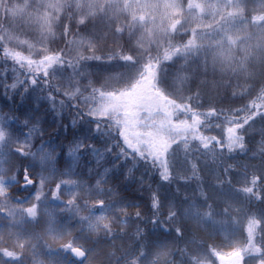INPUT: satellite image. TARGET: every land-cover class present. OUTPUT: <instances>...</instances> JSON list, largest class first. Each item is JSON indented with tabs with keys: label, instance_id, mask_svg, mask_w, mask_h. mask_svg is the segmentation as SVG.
Segmentation results:
<instances>
[{
	"label": "snow or ice",
	"instance_id": "6c2138e0",
	"mask_svg": "<svg viewBox=\"0 0 264 264\" xmlns=\"http://www.w3.org/2000/svg\"><path fill=\"white\" fill-rule=\"evenodd\" d=\"M9 0H0V9L3 10L4 18H9ZM36 3V0H28L23 7H17L12 13V18L23 17L26 10ZM19 4V0H18ZM119 5V0H107L102 7H97L95 3H89L90 9H95L90 14L81 15L75 21L77 31L73 32L71 27L72 17H69V23L64 26V30L59 34V38L64 40V47L53 49L50 45L57 39L53 32V25L58 24L63 17V9L67 6L60 0H50L44 3L41 0L36 8L37 15L34 17L36 23L41 28V39L35 43L28 40H19L15 47H10L11 37L5 42L0 39V65H3L0 71V89H3V96L13 99L16 93H19L23 100L25 94L31 90L39 89L40 95L37 100H44L48 103L49 109L60 115L63 109L74 110L73 119L69 122L71 126L86 123L90 125L85 130V135L71 139L75 144L74 148L68 151V157L73 164L78 160L77 151H90L96 158L99 166L105 156L111 157L116 161L113 169H118L123 163L129 165L125 180L132 179L134 169L141 164L149 172L159 174L161 181L172 182L175 177L172 169L176 166V159L183 152L184 159L187 160L190 155L193 142H197L200 150L205 153L211 152L213 155H223L225 150L228 154L234 152L248 154L250 149L246 144L248 137L258 134L260 140L257 141L258 148L252 152L251 158L259 157L261 166L255 168V172L249 179L245 175L244 183L246 185L238 192L244 194L245 199L252 203L264 202V185L258 183L264 179V82H259L255 76H248L251 83L243 86L240 92H233V97L244 99L248 97L246 103L239 107L217 108L214 105L203 109L204 105L200 103L201 89L205 87H218L216 84L208 85L207 81H202L198 90L190 95H185V85L191 80V76L186 70V64L176 68L171 77L170 90L160 84V77L165 71V62L172 61L174 58H183L186 62L192 53L199 51L203 45L198 44L197 40L203 39L209 31L220 36L216 47L231 49L234 45L239 46L246 39L251 38V33L245 37L234 38L232 34L244 29H252L258 33H264V0H214L209 3L208 0H186L179 5L175 0H168L163 5L148 4L144 0H137L136 7L132 9V3H125L119 9L120 14L130 17L126 25L112 27L113 20L107 18L108 33L112 36L122 37L127 29H134L137 24L147 25L155 23L151 17V11L160 7L167 9L179 8L180 14H187L194 20L202 21L212 16L215 24L209 25L207 29L202 27L191 30V38L182 45L173 46L171 43L163 49L157 51L156 55L134 54L133 49L124 51L123 46L109 48L107 51H101L97 46L98 40H107V34H89L87 37L81 36L79 29L86 25L93 16L101 18L107 17L110 8ZM77 7L83 8L82 4ZM44 8L45 12L40 14L39 9ZM151 10V11H150ZM136 11L145 13L137 16ZM249 13H254L249 19ZM219 19L216 20V17ZM31 18V17H30ZM184 24V20L174 21L163 30L171 35H175ZM188 35V30L182 33ZM115 43V41H113ZM26 45L28 55L21 51H16V47ZM75 46V47H74ZM101 54L97 55L96 53ZM38 56L34 59L33 56ZM11 61V67L8 63ZM90 61H101L105 63L123 62L127 71L108 73L100 87H95V81L88 80V84L82 85L81 81L92 74L88 71L87 64ZM240 71H243L241 67ZM9 73L14 74L11 83L7 81ZM68 73L66 79L64 74ZM259 85V86H257ZM111 88V91L107 89ZM190 91V90H189ZM87 92L88 95H84ZM46 93V95H45ZM62 97L61 99H57ZM76 101V103H72ZM59 106V111L58 107ZM38 107V106H37ZM183 117V118H181ZM261 122V127L257 128V119ZM219 121L213 124L212 121ZM17 116H7L0 114V213H6L8 216L20 217L24 214L27 217L35 219L37 216V203H32L28 208H21L11 203L9 189L14 184H20V188L30 189L35 186L36 181L32 178L30 167L23 170V180L19 179V168L11 176H8L2 165L7 161L3 158L8 157H35L36 153L31 151L34 135L41 131L38 127L39 120L32 123L33 117L25 115V119L19 122ZM19 125L21 129H27V132L15 133L14 127ZM67 131L69 125H65ZM220 129L223 132L222 138L216 135H205V131ZM95 135L106 145L103 151L93 144H85L88 140L85 137ZM90 139V138H89ZM122 141V143H121ZM50 144V141H45ZM62 147V146H61ZM55 150V146H52ZM218 150V151H217ZM37 151L43 153L41 162H50L52 157L50 152L44 151L43 145ZM130 162V163H129ZM234 165H228L224 169L227 175ZM245 169L249 165L244 166ZM192 176H197V166L191 163ZM55 169L48 176L39 175V185L33 195L36 202L47 199L43 191L44 186L51 181L55 175ZM110 169L105 168L103 174H99L96 181V187L85 188L77 181L61 180L52 190V199L64 204L65 209L76 215L81 209L89 212L88 216H81L80 223L87 225L89 235L74 236L72 231L55 224L47 229L53 240L59 241L60 247L54 251L59 256L67 255V261L57 258L50 260L48 264H68L73 257L79 261V264H92L94 253L88 245L92 239V234L103 233L104 238L110 237L113 240L122 239L120 233H114L111 227L117 220L126 225L129 220L137 222L136 231L132 239L134 244L145 240L144 230L139 227L140 223H148V217L142 214L139 206H133L131 203L121 199H97L93 205H89L87 200L83 205H78L77 201L87 197L107 195L111 192L116 195L114 189H108L105 192L100 185L108 182L107 177ZM71 169L61 173V175H71ZM190 177H181V179H191ZM198 178V177H197ZM140 188L147 187L150 193V204L152 210L151 224L153 227H159L167 232L173 231L172 224L177 225L174 229L176 237L172 243L184 241L185 247L178 249L181 261L180 264H213L210 256H215L219 264H264V213L255 211L248 213L243 207L239 209L238 218L235 223L236 231L232 233L226 241L221 244H213L205 248L202 244L196 245L195 240H189L186 237L185 229L182 227L185 216H191L198 222L203 219H211V214L199 212L192 213L191 209L185 213L179 214L175 210L174 203H169L167 217L163 220L161 217L162 202L158 194V189H152L151 184H147L144 176L140 175L135 179ZM224 184L225 181H220ZM230 185V181L227 182ZM69 186L78 188L79 191H69L67 194L71 197L67 202L60 200L61 190ZM203 195V193H201ZM28 197L17 198V205L23 204ZM211 207V206H210ZM135 208L134 215L129 214V209ZM231 212V206L225 209V214ZM123 214L122 217L120 214ZM246 221V222H245ZM243 227L246 232V238L239 235L240 228ZM123 235H127L124 229H121ZM23 233L10 235L6 240L0 235V254L13 260H21L22 255L16 251H10L4 244H10L14 249L23 250L28 248V242L22 239ZM67 240V243L63 241ZM98 242V240H97ZM195 245V246H194ZM140 251L133 249V245L122 250L120 258L124 264H144L149 255H153L150 264H172L170 258L175 257L176 249H173L168 241H162L155 244L156 251L150 253L147 249V241L140 244ZM229 248L230 251L224 252L218 249ZM43 264V261L38 262Z\"/></svg>",
	"mask_w": 264,
	"mask_h": 264
},
{
	"label": "trees",
	"instance_id": "16d2710c",
	"mask_svg": "<svg viewBox=\"0 0 264 264\" xmlns=\"http://www.w3.org/2000/svg\"><path fill=\"white\" fill-rule=\"evenodd\" d=\"M27 2L28 0H19L18 4V0H9L8 19L4 18L3 10L0 9V39H3L5 42H7L9 37H11V43L9 45L10 47L16 46L17 38L19 40H28L33 43L41 39V28L34 19V17L37 15L35 10L40 4L41 0H36V3L26 10L23 17L12 18L11 13L18 6L23 7ZM43 2L49 3L50 0H43ZM60 2L71 6H66L62 10L64 13L63 17L59 20L58 24L53 25V32L58 36L54 43L50 45L53 49L64 47L65 42L63 39L59 38V34L63 32L64 26L69 23L70 16L72 17V30L73 32H76L77 26L75 21L79 19L81 15L90 14L92 11H95V9H90L88 4L95 3L97 7H102L107 2V0H60ZM129 2L132 3V9L134 10L137 0H119L118 6L108 10L106 18L93 16V18L90 19L86 25L79 29L80 35L87 37L93 32L101 35L107 34V40L97 41V46L101 49V51H107L109 48L123 46L125 52H127L129 49H133L134 54H143L147 56L149 54L156 55L157 51H163V49L167 47L169 43H171L173 46L182 45L191 38V30L193 28L202 27L207 29L209 25L215 24V20L212 18V16L206 17L201 23V21L194 20L187 14L181 15L179 8L166 10L164 7H160L155 11L150 10L151 17L154 18L155 23H149L147 25L137 24L134 29L126 28L122 37L112 36L110 33H108L106 22L107 18H111L113 20V28L128 24L130 17L120 14L119 9L122 8L125 3ZM144 2L148 4L159 3L163 5L164 3L168 2V0H144ZM175 2L179 5L182 2H186V0H175ZM208 2L214 3V0H208ZM78 4H82L83 8L77 7ZM39 12L40 14H43L45 9L40 8ZM135 14L140 16L144 15L145 13L136 11ZM248 15L249 19H251L252 15L250 13ZM181 19L184 20V24L180 29H178L174 36L163 30L165 27L171 25L174 21ZM218 19L219 16L216 17V20ZM185 29L188 30V35L182 34ZM239 33L240 31L232 35L234 38L248 36V34L245 35L244 33ZM258 38L261 41L264 40V33L259 34ZM219 40L220 36L209 31L207 35H204L203 39L197 40V43L202 44L203 47L199 51L192 53L187 62L183 58H174V63L172 61L165 62L166 68L160 77V84L164 88L170 90L171 77L174 75L176 68H178L180 65L186 64V70L191 76V80L185 85V95L195 93L202 81H207L209 86L212 84L218 85V87H205L201 89L200 103L204 105L203 109L201 110H206L207 107L213 105L217 108L226 109L229 107H239L241 104L246 103L248 99L247 96H245L244 99H240L239 97H233V92L241 91V88L237 87L238 83L239 85L243 86L251 82L239 81L233 76L232 71H235L238 68L239 62L242 58L243 50L245 48H251L254 45V42H258V40L252 41L251 38L246 39L240 43L239 46L234 45L231 49H228L227 46H225V49L223 50L215 46ZM113 41H115V43H113ZM15 50L23 52L24 55H28V48L26 45L16 47ZM0 52H2V49H0ZM96 54L99 55L101 53L97 52ZM33 58L38 59L39 57L34 55ZM8 67H11V61H9ZM87 68L92 76L82 80L81 84L86 85L88 84V80L92 79L95 81V87H100L108 73H123L127 71L123 62L105 63L101 61H90L87 64ZM2 69L3 65H0V71H2ZM67 75L68 73L64 74L65 79ZM13 78L14 74L9 73L7 81L11 83ZM258 81L264 82V72L258 77ZM107 90L111 91L112 89L109 88ZM38 95H40L39 89L36 91L30 89L25 94V98L23 100L20 98L19 93H16L13 99H8L7 97L3 96V89H0V114L7 116H17L19 117L18 123L22 122L24 120L22 110L27 108V106L33 108V103L30 100H37ZM84 95L86 96L88 93L85 92ZM61 98L62 97H58L57 99ZM72 103H76V101H72ZM42 107H45L46 110H44ZM42 112L45 113V121L48 123L44 124V131L35 137L31 148L36 147L37 144L44 139L50 141L51 143H61L63 146L59 148L57 152L58 155L56 157L57 167L60 170V166L63 163L62 159L66 154V146L73 144L71 139L85 135V130L89 129L90 125L81 123L74 127L71 126L69 122L74 116V110L72 109H63L60 115L52 112L49 107L45 106L44 104L38 105V107H35V110L33 109L34 115H38ZM212 123H219V121L213 120ZM65 125H69L67 131H65ZM261 126V122L258 118L256 127L259 128ZM13 131L19 134L22 131L27 132V129H21L19 125H16ZM204 134L216 135L218 138H222L223 136V132L220 129L205 131ZM85 138L88 139L84 141L85 144H93L102 151L106 147V145L102 143L101 139L95 135ZM259 140L260 136L258 134L248 137L246 144L250 151L247 155L239 152L228 154L225 150L223 155L215 156L211 152L205 153L204 150H200L198 143L193 142L191 145L192 151L187 160L184 159L183 152H181L179 157L176 159V166L172 169L175 179L172 182L161 181L158 172H151L149 175V172L145 169L143 164L139 165L137 169L133 170L132 179L125 180L127 167H129L130 164L125 165L122 163L118 169H113V165L117 162L112 160L111 157L105 156L98 166L97 158L90 151H85L83 149L78 150V160H76L74 164L71 160L73 173V180L71 181L80 182L85 188H93L96 186V181L100 178L98 173L103 174L104 169L107 168L110 169L107 177L108 182L100 185V187L104 189L105 192H107L108 189H114L116 195L113 196L111 192H107V195L93 196L91 199L85 197L84 199L78 200L77 204L80 205L85 203V200H87L89 205H93L97 199H105L106 201H110L112 199H121L122 201L131 203L133 206H139L142 210V214L148 217V223L139 224V227L144 230L146 241H148V236L150 238L152 235L161 236L165 238L164 240L166 241L171 238L175 239L176 234L174 229L177 225L172 224L171 221H169V224L173 228V231L171 232H167L162 228L152 226V210L149 196L150 193L147 187L141 189L138 181L135 180L139 178L140 175H143L146 185L151 184L153 190L156 188L158 189V194L162 202V220L167 217L169 203H174L175 210L178 212V215L181 214L180 211L182 208L183 212L191 209L192 213L199 212L201 215L204 213H209L211 214V219H203L199 222L196 219L191 218V216H186L184 218L182 227L185 229L187 239L195 240L196 245L202 244L206 249L214 243L219 245L222 241H226L229 238L226 229L223 227V223L225 218H227L231 212L229 214H225V209L228 208L226 202L219 201L218 199H215L213 196H211L212 189L214 187L222 186L223 188H230L238 193L239 198H237V204L239 207H236V210H234L236 218H238V212L241 207H243L249 214L255 212L256 210L264 213V202H257L253 200L252 203L249 204V202L245 199L244 194L242 192L236 191V189H240L245 186H251L244 183L245 175H247L249 179L253 174L259 175L258 172L254 171V169L261 166V159L259 157H256L255 159L251 158L252 152L256 151L258 148L256 142ZM14 157L18 160V164L16 166L12 165L11 167L14 169V171L11 170L13 172L10 174V172H6L5 167L3 170L8 176H10L16 172L17 168H19V179L22 182L23 170L27 166L30 167L31 164L24 157ZM191 163H195L197 166V176H192ZM228 165H234V167L227 175H225L224 169L227 168ZM245 165H249V167L245 169ZM31 173L33 178V172L31 171ZM190 176H192L191 179H181V177ZM240 176L244 178L242 182L236 180ZM262 179H264V177H262ZM220 181H225V183L221 184ZM228 181L231 182L230 185L227 183ZM259 185H264V180L258 183V187ZM47 186L49 188V185ZM34 189L35 186L26 190L20 188V184H14L9 189L12 205L17 207L21 206L22 204L17 205V198L29 197L34 192ZM77 190L79 191L78 188ZM201 193H203V195H201ZM60 206L62 207H60L57 219L59 222H65L66 217H69L70 212L65 209L64 204ZM128 211L130 215H134L136 209L131 208ZM3 214L4 213H0V225L5 222V217ZM81 215L88 216L89 212L84 209L82 210ZM122 215L123 214L121 213L120 216L122 217ZM77 218L78 217H74L73 219L70 218L68 221H66V224L77 225L75 234L80 235V228L82 225L81 223H78L79 218ZM127 223H129L127 226L123 224L124 228L118 226V224L115 222L112 223L111 227L113 232L120 233L122 235V239H118L119 241L116 239L114 240L116 244V250L113 249L115 250L114 255L104 259L103 261L99 260V264H117V260L120 258L122 250L124 248H128L131 245H133V249H137V252L140 251L139 245L144 244L146 241L141 240L139 243L134 244L135 242L132 237L135 234L137 222L133 219L129 220ZM83 228L84 230H87L86 225H84ZM122 228L125 232H127V235H123V233H121ZM239 235L246 238L247 234L243 227L240 228ZM99 237L100 238L98 239L96 234L92 235L90 244L95 246L97 240L98 242H105V240H108L109 242L113 240L110 237L104 238L103 233H100ZM65 243H67V241ZM174 244V249L177 250L176 255L170 259L172 260V264H180L181 256L178 249L184 248L185 243L184 241H180L179 243ZM218 250L230 251L231 249L221 248ZM145 251H148V249H145ZM51 254L53 256H59L57 252H51ZM103 256H105V254ZM65 257H67V255H65ZM152 259L153 256L148 259V264H150ZM70 261H72L73 264H79V261L75 260L74 258H72ZM119 264H124V261L119 260Z\"/></svg>",
	"mask_w": 264,
	"mask_h": 264
},
{
	"label": "rangeland",
	"instance_id": "374dc122",
	"mask_svg": "<svg viewBox=\"0 0 264 264\" xmlns=\"http://www.w3.org/2000/svg\"><path fill=\"white\" fill-rule=\"evenodd\" d=\"M250 14L253 15L254 13H250ZM243 33L245 35H247V34L249 35V33H251L252 41L258 40V42H254V45L251 48H249V49L245 48L243 50L242 58L239 62L238 68L235 71H232V70L231 71H232L233 76L236 79H238L239 81L251 82L250 80L247 79L248 76H255L256 79L258 80V77L264 72V40L261 41L258 38V35L263 34V33L258 34V32H256L255 30L244 29V30L240 31L239 34H243ZM241 67L243 68V71H240ZM30 101L33 103L34 107L30 108L29 106H27V108H24L22 110L23 119H25V115L32 116L33 117L32 123H36V121L39 120L38 127L41 129L40 132H38L34 135V138L32 140V143H33L35 137H37L40 133H42V131H44L43 130L44 124L48 123L47 121H45L46 115L44 112H42L38 115H34L33 109L35 110V107H37L40 104H44L47 107H49V105L44 100H39V101L38 100H30ZM57 107H58V111H59V106H57ZM42 108L44 110H46L45 107H42ZM45 141H47V140H45V139L41 140L37 144L36 147L31 148V151L36 153L34 158L29 156V157H26V159L31 164L30 168H31V171L33 172V178L36 180L35 189H34V192L32 194H34L36 192V188L40 187L39 175L43 174V175L48 176L52 173L53 168L56 170L54 177L43 188V191L46 194L47 199L42 200L41 202H36L33 199V195L31 194L28 197V200L25 201L21 206H18V207L28 208L32 205V203H37V216H36V218L32 219L30 217H27V214L25 213L23 219H21L19 216L16 217L15 219H13V217H10L6 213H4L3 215L5 218L4 217L3 218L5 219V222L0 225V235H2L6 240L8 239V237L10 235H13V238H15L14 234L17 232L24 234L22 236V239L28 242V248L23 250L22 253H21L20 249L12 248L10 244H4V246L7 247L10 251H16L18 254H21L23 260H26L29 262L33 261L35 264H38V262H40V261H43V264H48V262L50 260L54 261L57 258L63 260L61 258V256H53L51 254V252H55L54 250L58 249L60 247L61 242L53 240L51 234L48 233L47 229L50 227V225L55 224L58 226H63L65 228L71 230L72 234L75 236L76 235L75 231L77 230V225L66 224V221H68L70 218L73 219L74 217H78L79 218V219L77 218L78 223H80V217L84 216V215H81L82 210H84V209H81L76 215H73V213L71 211H69L70 212V213L68 212L69 217H66L65 222H59L58 221L57 215H58V212L60 210V207H62L60 205H62V204L59 201L52 199V190L55 189L56 184L59 183L61 180H65V181L73 180V173H72V162L73 161L71 162V159L68 157L67 154H68V151L70 148L75 147V144L73 143L72 145L66 146V154L62 159L63 163L61 164L60 170H59L57 167L56 157L58 155L57 152H58L59 148L63 145L59 142L51 143V145L45 144L44 143ZM42 145H43L44 151L51 153L52 159L50 162H47V163L41 162V156L43 155V153H41L37 150L40 149ZM52 146H55L54 151L52 150ZM3 159L6 160L7 162L2 165V168L4 169V167H5L6 172H10V174H11L14 171V169H12L11 167H12V165L16 166L18 164V160L15 159V157H8V156H5ZM69 169H71V173H72L71 175H61V173L66 172ZM11 170H13V171H11ZM258 174H260V173L258 172ZM236 180L242 182L244 180V178L240 176ZM47 185H49V188ZM94 187H96V186H94ZM70 190L78 192L77 188H70L69 186H65V188L61 190L60 200L67 202V200H69L71 198L67 194V192H69ZM211 196H213L215 199H218L219 201L226 202V205L228 207L231 206V213L228 215L227 218H225V221L223 223V227L226 229V231L228 233L227 235L229 237L232 233H234L236 231L235 223H236L237 218L234 214V210H236V207H239L237 204V201H238L237 198H239L238 193H236L235 191H233L230 188H223L222 186H220V187H214L212 189ZM83 204L84 203H82L80 205H83ZM180 213L181 214L185 213V212H183V208L180 211ZM115 223H117L118 226L124 228V225L122 223H120V221L117 220ZM128 224L129 223H127L126 226ZM86 227H87V225H86ZM81 234L84 236H87L88 230H84L83 233H81ZM92 235H94V234H92ZM164 239L165 238H163L161 236H157V235H152L150 238L148 236V241H147L148 251L147 252L154 253L156 251V249L154 247L155 244L162 242V241H166ZM116 240H118V239H116ZM66 241L67 240L63 241V243H65ZM167 241L170 243L171 247L174 249L175 244L172 243L173 238H171ZM57 246H58V248H57ZM88 246L92 248V252L95 254L94 258L92 259V264H99V260L103 261L104 259L114 255L115 250H116V248H115L116 244H115L114 240L109 241V242H108V240L107 241L105 240V242L99 241V242H96L95 246H93V244H90ZM113 249H115V250H113ZM224 252H227V251H224ZM104 254H105V256H103ZM151 256H153V255H149L148 259ZM8 259L11 260V261H8V263L16 264L18 262H22V259L19 261H16V260L10 259L8 257H2L0 255V264H4V262H6L5 260H8ZM210 259L212 260L213 264H217L215 256H210ZM68 264H73V262L69 261ZM144 264H148V260H146L144 262Z\"/></svg>",
	"mask_w": 264,
	"mask_h": 264
},
{
	"label": "flooded vegetation",
	"instance_id": "af4514ba",
	"mask_svg": "<svg viewBox=\"0 0 264 264\" xmlns=\"http://www.w3.org/2000/svg\"><path fill=\"white\" fill-rule=\"evenodd\" d=\"M4 246V245H3ZM5 247V246H4ZM2 257H4L3 255H1ZM61 258L63 259V260H65V261H67V257H65V256H61ZM6 262H4V264H13V263H8V261H11V260H5ZM17 261V260H16ZM33 262V261H32ZM32 262H29V261H26V260H23L22 259V262H18V263H16V264H31ZM32 264H35L34 262L32 263Z\"/></svg>",
	"mask_w": 264,
	"mask_h": 264
},
{
	"label": "water",
	"instance_id": "95a60500",
	"mask_svg": "<svg viewBox=\"0 0 264 264\" xmlns=\"http://www.w3.org/2000/svg\"><path fill=\"white\" fill-rule=\"evenodd\" d=\"M74 259H78V258H75V257H73ZM216 262H217V264H219V261L216 259Z\"/></svg>",
	"mask_w": 264,
	"mask_h": 264
}]
</instances>
